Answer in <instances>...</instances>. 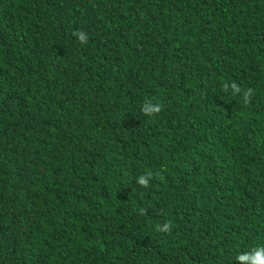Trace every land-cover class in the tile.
Wrapping results in <instances>:
<instances>
[{
    "label": "trees",
    "instance_id": "trees-1",
    "mask_svg": "<svg viewBox=\"0 0 264 264\" xmlns=\"http://www.w3.org/2000/svg\"><path fill=\"white\" fill-rule=\"evenodd\" d=\"M261 247L264 0H0V264Z\"/></svg>",
    "mask_w": 264,
    "mask_h": 264
},
{
    "label": "clouds",
    "instance_id": "clouds-1",
    "mask_svg": "<svg viewBox=\"0 0 264 264\" xmlns=\"http://www.w3.org/2000/svg\"><path fill=\"white\" fill-rule=\"evenodd\" d=\"M74 35L78 36L82 43H86V37H85V34L83 32H76V33H74ZM233 86L235 88V92L239 93L240 88L236 87L235 83H233ZM252 94H253L252 89H248L244 93V102L245 103H248L250 101ZM160 110H161L160 107H155L152 109L145 108L144 112H145V114H147L149 111H151L152 113H159ZM138 183L147 187L148 186V179L147 178H141L138 181ZM169 227H170L169 224H165L162 228L158 227V231L167 232L169 230ZM238 260L245 262V264H264V247L254 249L249 254L240 255L238 257Z\"/></svg>",
    "mask_w": 264,
    "mask_h": 264
}]
</instances>
